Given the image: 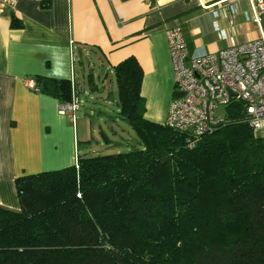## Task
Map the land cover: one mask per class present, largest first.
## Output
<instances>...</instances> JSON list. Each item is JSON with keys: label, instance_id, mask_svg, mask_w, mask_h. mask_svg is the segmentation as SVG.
<instances>
[{"label": "trees", "instance_id": "16d2710c", "mask_svg": "<svg viewBox=\"0 0 264 264\" xmlns=\"http://www.w3.org/2000/svg\"><path fill=\"white\" fill-rule=\"evenodd\" d=\"M10 24L21 26L13 15ZM111 69L136 144L17 176L19 209L0 206V264H264V135L236 104L191 146L144 117L133 56ZM33 79L37 92L70 101V79Z\"/></svg>", "mask_w": 264, "mask_h": 264}, {"label": "crops", "instance_id": "0c3cea01", "mask_svg": "<svg viewBox=\"0 0 264 264\" xmlns=\"http://www.w3.org/2000/svg\"><path fill=\"white\" fill-rule=\"evenodd\" d=\"M218 1L206 8L198 0H16L12 7L0 1V206L19 209L17 176L73 165L77 155L124 139L113 125L121 119L111 83L112 66L124 58L141 67L144 117L164 122L173 89L167 29L181 28L190 53L258 37L248 0ZM12 15L19 28L11 27ZM214 21L227 39L213 30ZM259 25L264 29V12ZM35 75L75 78L79 109L83 97L88 104L85 117L60 115L55 97L26 88L23 79Z\"/></svg>", "mask_w": 264, "mask_h": 264}, {"label": "built area", "instance_id": "2783aa9c", "mask_svg": "<svg viewBox=\"0 0 264 264\" xmlns=\"http://www.w3.org/2000/svg\"><path fill=\"white\" fill-rule=\"evenodd\" d=\"M12 7L16 0H0ZM203 8L212 0H198ZM226 0H219L222 2ZM252 20L258 25V37L233 43L213 52L190 53L178 26L166 30V42L173 73V89L163 124L188 137L193 146L202 136L225 122L230 105L242 109L254 131H264V29L259 25L264 0H248ZM217 16L216 11L213 12ZM232 23V20L229 21ZM221 39L227 33L213 22ZM72 97L59 102L58 113L71 115L79 110L74 78H70ZM26 88L38 91L33 78H24ZM219 106L224 116L215 114Z\"/></svg>", "mask_w": 264, "mask_h": 264}, {"label": "rangeland", "instance_id": "374dc122", "mask_svg": "<svg viewBox=\"0 0 264 264\" xmlns=\"http://www.w3.org/2000/svg\"><path fill=\"white\" fill-rule=\"evenodd\" d=\"M111 83H112L113 91H116L115 81L111 80ZM82 97H83V95H80V98H82ZM85 98L86 97H83V101L81 102L82 103V107H81V103H80V109L75 113L77 115H83V117H85V114L82 113V112H84V109L88 105L85 102ZM110 100H111L112 104L111 103L107 104V110H108V113H110V117L114 118V117H117L118 114L116 115V113L114 111L111 112L110 110H111V107H113V105L116 104V101L113 98H110ZM225 113H226V108L224 106H219L215 110V114L219 115V116H224ZM117 122H118L119 125L118 124H113L114 128H116L118 133L124 132V135H123L124 139H120L119 140L117 138L116 142L112 143L111 145L104 144L103 141L101 139H99L100 142L103 143V145H100L98 151H96L97 154H106V153L126 151V150L130 149L132 146H134L136 144V140H134V137L136 136L135 132L129 127V125L124 120H118L117 119ZM105 129L106 128H104V130ZM123 129H124V131H123ZM125 129H128L129 132L127 133L125 131ZM96 130H97L96 134L98 135V129H96ZM257 133L260 134V135H264V131H258ZM128 134H131V135H128ZM79 145L81 146L80 142H79ZM80 152L81 151H80V148H79V153ZM81 154H83V153H81Z\"/></svg>", "mask_w": 264, "mask_h": 264}, {"label": "water", "instance_id": "95a60500", "mask_svg": "<svg viewBox=\"0 0 264 264\" xmlns=\"http://www.w3.org/2000/svg\"><path fill=\"white\" fill-rule=\"evenodd\" d=\"M218 126H220V125L219 124L215 125V127H218Z\"/></svg>", "mask_w": 264, "mask_h": 264}]
</instances>
